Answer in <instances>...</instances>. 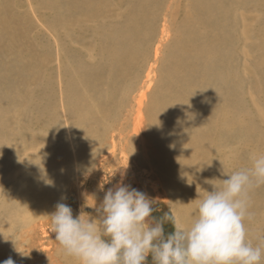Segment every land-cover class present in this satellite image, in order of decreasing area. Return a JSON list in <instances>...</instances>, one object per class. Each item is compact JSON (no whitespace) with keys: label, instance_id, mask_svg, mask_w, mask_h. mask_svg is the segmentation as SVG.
Returning <instances> with one entry per match:
<instances>
[{"label":"bare ground","instance_id":"6f19581e","mask_svg":"<svg viewBox=\"0 0 264 264\" xmlns=\"http://www.w3.org/2000/svg\"><path fill=\"white\" fill-rule=\"evenodd\" d=\"M21 1L0 0V232L10 236L0 233V264L8 258L15 264H77L58 251L48 215L57 203L70 206L77 189L73 216H89L80 173L91 171L86 178L93 180L111 164L116 139L130 123L142 146L139 158L146 160L149 173L164 178L165 186L152 185L157 199H172L185 221L186 212L213 190L211 183L227 178L222 169L247 168L249 153L263 152L256 146L264 148L257 123L264 120L259 95L264 93V0H187L180 18L175 16L178 0H127L128 22L91 26L99 34L88 52L93 61L97 56L93 63L63 39L73 41L81 21L109 14L115 0H29L51 34H35L29 42L26 20L32 19L18 12ZM7 54L19 56L22 64L14 58L6 63ZM148 54L151 63L130 108L129 91ZM54 61L60 62L58 73ZM155 81L157 88L150 92ZM60 116L69 124L71 143L76 141L72 158L64 147L26 164L18 161L32 144L31 130L56 129ZM150 142L158 148L157 164ZM105 151L107 156L101 155ZM73 164L81 180L65 195L72 177L67 166ZM249 212L248 239L264 245L259 234L264 233V184L250 192Z\"/></svg>","mask_w":264,"mask_h":264},{"label":"clouds","instance_id":"9594fccd","mask_svg":"<svg viewBox=\"0 0 264 264\" xmlns=\"http://www.w3.org/2000/svg\"><path fill=\"white\" fill-rule=\"evenodd\" d=\"M248 160L247 168L222 169L227 174L222 183L209 181L213 190L186 212L187 221L172 211L156 220L155 201L118 182L96 207L98 218L74 217L70 206L57 203L48 215L49 232L55 233L58 251L77 264H147L149 255L153 264H261L264 245L249 241L244 222L251 218L250 192L264 184V152L252 151ZM165 223L174 229L167 236ZM3 264L15 262L8 258Z\"/></svg>","mask_w":264,"mask_h":264},{"label":"rangeland","instance_id":"374dc122","mask_svg":"<svg viewBox=\"0 0 264 264\" xmlns=\"http://www.w3.org/2000/svg\"><path fill=\"white\" fill-rule=\"evenodd\" d=\"M115 1H116L115 3H117V5L116 6L113 5V9L111 8V6L108 7V9H107V11H109V14L99 16V17H96L93 19L89 18L90 20L85 19V20L81 21L80 24L77 27H75L74 32L72 33V34H74V40L73 41L70 40V37L63 39V41L66 44L68 42L70 47L76 49L77 51L79 50L81 53H83L85 55L84 59L90 61L91 63H93L96 60L97 56L94 58V61H93V59L90 58L88 52L90 50V47H94V42L98 41L96 38L99 35L96 33V31L94 32L92 30L91 26L95 27L96 24H98V25L103 24L104 26H107L110 23H117L118 25H122L124 23V21L128 22L129 12L125 11L127 8V3H126L127 0H115ZM186 3H187V0H178L177 10H176V14H175V16L177 18L182 17V15L184 14L185 8H187L189 6ZM32 7H33V5L30 3L29 0H22L19 4L18 8H17L19 13L31 15L32 23L30 20H26L27 21L26 26H29V25H31V26L28 28V31H27V33L29 34V37L25 36V39L26 40L30 39V40H28V42H29V41H31V39L35 38V36H36L35 34L41 35L42 38L45 36L51 37L50 30L46 29L45 28L46 26L43 25L42 23H40L41 20L39 19V17H37L36 14L32 13ZM78 10H80V9H78ZM78 18L75 21H77ZM75 37H78V39H76ZM170 39H171V37H169L165 41V43L166 44L169 43ZM252 39H254V38H252ZM260 44H261V42H260ZM238 54L239 53H237V56H236L237 59L239 58ZM6 56H7V58H6ZM6 56L4 57V60L6 63L10 64L13 61H8V60H11L12 58H14L19 64H22V61H20L18 59L19 56H14V55H10V54H7ZM150 59H151V55L149 58V54H148V56L145 58V62L144 63L141 62L138 64L141 66V71H143L146 68L147 64L151 63ZM52 64L55 65V71H56V73H58L60 62L54 61ZM55 71H53L54 74H55ZM144 74H145V71H143L141 73V77L138 76L135 79V83H133L131 86V89L129 91V98L130 99L128 102L130 104V108L132 107V101H131L132 96L137 93V89H139L138 87L142 84V81H143L142 79H143ZM159 77H160V73L157 70L156 81L159 80ZM125 81L126 80L119 83L120 92L124 90ZM129 81H131V79ZM156 81H155L153 88L150 92H154L156 90V88H157ZM31 87L37 89V88H39V85H32ZM98 87L100 88L101 86L100 85L96 86V89H98ZM245 88L249 89L250 87L247 84V86ZM56 89H57V85H56ZM252 91L256 93L255 90H252ZM58 92H59V90H58ZM56 94L58 95V93H56ZM259 95L261 97V100H260L261 103L260 104H264V102L262 101L264 99V93L259 92ZM149 99H151V95H149L148 100ZM255 99H256V96L252 97V99H250V101L252 103H254ZM260 101H258V103ZM251 110H252L253 116L257 117L256 106H251ZM12 115L13 114L10 115V118L12 117ZM132 119H133V117H132ZM246 120H248V118H246ZM58 121L60 122V124H58L59 125L57 127L58 129L56 128L57 130L53 129V130H50L48 132L47 131L43 132L42 130H38V129L31 130V142H32V144L26 151H23L19 154V157L17 158V160L18 161L21 160V162L23 164H26V161L31 162L36 157H45L51 153L59 152L64 147L68 148V150L66 151L68 154L67 159H71L73 151H74V147L76 145V141H73L71 143V138L68 134L69 124L67 123L68 126L65 124L64 118L63 117L61 118V116H60ZM257 123L260 126V128L262 129V131L264 132V120H262L261 118H258ZM131 125L132 124L130 123V126L127 129H124L126 131L124 132L122 139H120V138L116 139V143L118 146H117V149L112 153L113 155L110 158L111 164L109 162L106 163L108 166L106 165L105 169H103L102 171H99L93 180L86 178L87 175L89 173H91V171L86 172V173H80L81 179H85L84 181H86V185L83 188V190H84L83 206H85V207H83V208H85L84 212L86 214H88L90 216V218H98L99 214L96 211V207H98L102 203L105 192L109 188H114V186H116L118 182H122L125 185H130L131 187H132V185L135 184V186L137 187L138 190L145 192L149 198H151L155 201V203L153 204V208L155 210L152 213V217L155 218L156 220H159L160 218H162L164 216V214L166 212H169V211L174 212L180 219L183 220V218L181 217V214L179 213V208L177 207V205H175L172 202V199L169 198L170 201L157 199V193L153 191L152 185H153V183L160 181L162 183V184H160V186H163L164 185L163 184L164 178L160 172L155 171L156 174L149 173L151 171V169H150L148 163L146 162L145 159L139 158L138 154H140V152L137 151L139 141L135 138L136 136L133 137V131H132ZM70 129H71V126H70ZM73 138H74V136H73ZM150 144L152 146V154H150L151 159L154 163L157 164L158 148L154 142H150ZM235 145H236V148H240L239 144H235ZM139 146H141V145H139ZM22 148H23V145H22ZM256 148H257V150H262L264 152L263 146L257 145ZM17 149H19V148H15V150H17ZM110 149H111V147H110ZM122 149H124V152H122ZM107 152H109V151H105L101 155L107 156V154H106ZM137 155H138V157H137ZM14 161H15V158H14ZM74 168H75L74 164L67 166V174L69 175V177H71V176L72 177L70 178V181L68 182V184L66 186L65 195L67 193H69V191L72 187H74L76 180L78 178L80 179V177H78V178L76 177V172L74 171ZM102 180H103V184H100V182ZM8 188H5V189L7 190ZM165 189H166V191L168 190V188H165ZM162 190H163V188L159 187L158 193H163ZM78 194H79V191L77 189H75V191H73V193L70 194L71 199H72L70 206H72V208L78 207V201H77L78 198L76 196ZM91 202L92 203L94 202V204L91 205L90 204ZM163 227H164L165 236H167V234L171 233L174 230L173 226L170 223H165L163 225ZM259 234L261 237H264V233H259ZM252 244L258 245L259 242L253 241ZM147 264H153L151 255H149L147 258Z\"/></svg>","mask_w":264,"mask_h":264}]
</instances>
